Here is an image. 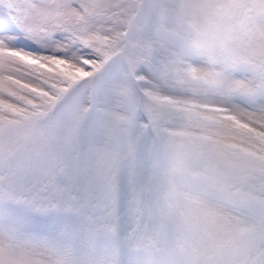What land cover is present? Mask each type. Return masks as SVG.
<instances>
[{
  "label": "snow or ice",
  "instance_id": "1",
  "mask_svg": "<svg viewBox=\"0 0 264 264\" xmlns=\"http://www.w3.org/2000/svg\"><path fill=\"white\" fill-rule=\"evenodd\" d=\"M0 264H264V0H0Z\"/></svg>",
  "mask_w": 264,
  "mask_h": 264
}]
</instances>
